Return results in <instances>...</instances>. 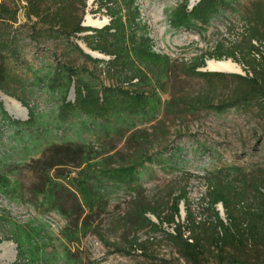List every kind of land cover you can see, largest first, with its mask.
Listing matches in <instances>:
<instances>
[{
  "label": "rangeland",
  "instance_id": "374dc122",
  "mask_svg": "<svg viewBox=\"0 0 264 264\" xmlns=\"http://www.w3.org/2000/svg\"><path fill=\"white\" fill-rule=\"evenodd\" d=\"M69 2L63 11L55 0H0V34L15 36L4 50L0 94L24 111L13 116L0 97V264H192L168 236H188L186 206L191 219L215 224L213 183L243 193L237 211L264 195V33L255 27L250 44L247 34L264 0H111L107 12L95 0ZM86 17L106 23L92 27ZM56 20L90 30L57 36ZM105 27L111 45L94 38L92 30ZM97 45L112 55L91 49ZM219 61L239 67L226 74L246 78V95L220 109L234 82L216 83L214 108L186 104L205 85L197 73L216 72L208 62ZM52 145L82 146L85 156L46 173L49 185L33 195V184L47 179L30 168ZM56 185L76 194L87 228L66 231ZM177 196L185 199L169 225L129 227L137 207L171 220ZM215 210L228 226L222 205ZM244 227L232 228L242 240ZM219 250L250 264L264 260V245L221 242L204 247L201 264H219Z\"/></svg>",
  "mask_w": 264,
  "mask_h": 264
},
{
  "label": "trees",
  "instance_id": "16d2710c",
  "mask_svg": "<svg viewBox=\"0 0 264 264\" xmlns=\"http://www.w3.org/2000/svg\"><path fill=\"white\" fill-rule=\"evenodd\" d=\"M26 1L30 2L31 0ZM55 1L58 6L63 9V11H66L71 4V2H69L70 0ZM95 2L98 4V9H104L107 12L108 5L111 0H95ZM0 10L3 11L4 9L0 7ZM5 11L8 10L5 9ZM34 17H37L38 19V15H35ZM58 17L60 16L57 14L55 18L58 19ZM38 21L42 22L39 19ZM52 26L58 27L57 30H54L53 32V34L56 33L57 36H68L71 34L73 35L83 32L85 30H90L81 27L80 24H76L69 31L66 30L65 25H61V21L59 20H56V22H54ZM255 27L261 28L264 33V12L258 8H255L252 11V20L247 31V34L249 35L248 44H250L252 40L257 39L256 36L251 34L252 31H254ZM92 31L93 33H95L94 38L97 44L102 45H107L108 37H111L113 35L109 34L110 28L108 27H105L98 31ZM45 32H47V30H45ZM9 34V32H2L0 34V89H2V86L7 79L8 73L7 58L4 54V50L7 49L8 51H11L10 49L13 46L15 40L14 34L12 36H9ZM250 47L252 51H258L253 46ZM91 49L97 50L99 53L104 55L111 54V52L108 50L109 48L107 47H100L99 45H97ZM86 57L89 58V56ZM197 75L205 82L202 91L200 93H197L194 97L183 98L186 101V104L191 105L192 107L203 109L214 108L212 104V94L216 92V83L220 84L222 88H226L230 83L234 82V88L230 100L228 99L227 101H224L216 106L220 109L230 105L233 102L237 103L241 101L242 97L246 95V90L242 85H246L247 80L245 77L220 72H201L197 73ZM84 156L85 151L84 147L82 146L73 147L70 145H52L47 148L41 159L33 162L30 169L36 177H38V173L46 176V173L51 170L60 172L61 169L68 166L69 161L74 162L76 159L80 162ZM56 178H58V176ZM46 179V181L41 180L39 184H33L29 192L33 195L42 193L50 183V180L47 176ZM54 187L55 188H53V192L55 193L54 199L56 208L67 219L68 227L66 231L75 233L80 229L87 228L89 226V215L83 216L82 207L76 194L68 189L63 188V186L61 185H56ZM236 190V187L230 183L222 184L218 181L213 183L209 190V205L212 214L215 217V224L211 222L206 223L191 219L189 208L186 206L185 210L187 215L185 221V230L188 232V236L183 239L182 234L179 231H174V235H168L173 243L179 248L181 256L190 261L192 264H201V259L204 255V247L209 244H214V246L218 247L221 242H225V245H230L237 248V245H240L242 241H249L250 245L255 247L264 245V195L259 193L256 197V203L252 206V208L244 210L242 212L237 211L235 209V206L236 202L241 201L243 193H235ZM62 197H64L66 201H69V207H67L65 204H62ZM184 199V196H177L172 199V204L170 207L172 210L171 220H165L164 218H162L160 216L161 214L156 209L146 207L145 210H141V207H137L130 213V220L128 221V225L129 227L134 228L135 231H138L139 227L143 223L149 224L152 228H160L162 224L169 225V223H172L173 217L178 215V207L180 201H184ZM217 204L222 205L228 226L224 225L220 220L218 212L215 210V206ZM146 213L153 214L159 221V224L156 225L151 223L150 220L145 217ZM243 224L245 226V229L243 230L241 237L246 235V238L244 240H242V238H239V235L235 236L232 230V228H234L235 230H237V233H240V231L238 230L240 226H243ZM133 239V242L136 243L137 238L133 237ZM217 255L219 264H250L245 261L237 260L233 256L226 254L224 250H219L217 252ZM254 264H264V260H261Z\"/></svg>",
  "mask_w": 264,
  "mask_h": 264
},
{
  "label": "bare ground",
  "instance_id": "6f19581e",
  "mask_svg": "<svg viewBox=\"0 0 264 264\" xmlns=\"http://www.w3.org/2000/svg\"><path fill=\"white\" fill-rule=\"evenodd\" d=\"M85 22L87 25L100 28L105 25L106 21L103 20H94L90 17H86ZM208 69L211 71L217 72H226V73H238L240 69L237 65L231 63L230 61H219V62H208ZM0 97L4 100L6 109L11 113L13 116L17 118L23 117L24 111L18 105L17 102L14 100L5 97L0 94Z\"/></svg>",
  "mask_w": 264,
  "mask_h": 264
},
{
  "label": "water",
  "instance_id": "95a60500",
  "mask_svg": "<svg viewBox=\"0 0 264 264\" xmlns=\"http://www.w3.org/2000/svg\"><path fill=\"white\" fill-rule=\"evenodd\" d=\"M217 72V71H216ZM223 73H226V72H223Z\"/></svg>",
  "mask_w": 264,
  "mask_h": 264
}]
</instances>
